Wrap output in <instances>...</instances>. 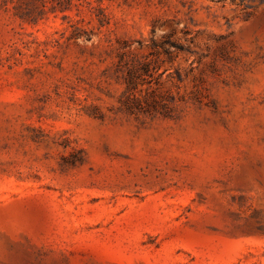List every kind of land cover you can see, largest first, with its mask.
I'll return each instance as SVG.
<instances>
[{
	"label": "rangeland",
	"instance_id": "obj_1",
	"mask_svg": "<svg viewBox=\"0 0 264 264\" xmlns=\"http://www.w3.org/2000/svg\"><path fill=\"white\" fill-rule=\"evenodd\" d=\"M0 264H264V0H0Z\"/></svg>",
	"mask_w": 264,
	"mask_h": 264
}]
</instances>
